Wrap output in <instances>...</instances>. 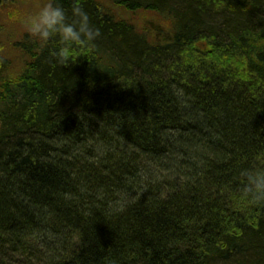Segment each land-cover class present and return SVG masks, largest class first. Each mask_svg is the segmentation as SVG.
<instances>
[{
    "label": "trees",
    "instance_id": "16d2710c",
    "mask_svg": "<svg viewBox=\"0 0 264 264\" xmlns=\"http://www.w3.org/2000/svg\"><path fill=\"white\" fill-rule=\"evenodd\" d=\"M106 1L61 0L101 33L67 60L0 58V264H264V0Z\"/></svg>",
    "mask_w": 264,
    "mask_h": 264
},
{
    "label": "clouds",
    "instance_id": "9594fccd",
    "mask_svg": "<svg viewBox=\"0 0 264 264\" xmlns=\"http://www.w3.org/2000/svg\"><path fill=\"white\" fill-rule=\"evenodd\" d=\"M13 19L20 20L40 44L54 42L55 56L61 61L69 58L75 45L92 46L101 34L83 8H73L70 18L61 0H45L33 13ZM244 175L247 193L264 200V170H246Z\"/></svg>",
    "mask_w": 264,
    "mask_h": 264
},
{
    "label": "rangeland",
    "instance_id": "374dc122",
    "mask_svg": "<svg viewBox=\"0 0 264 264\" xmlns=\"http://www.w3.org/2000/svg\"><path fill=\"white\" fill-rule=\"evenodd\" d=\"M97 1L103 2L106 8L110 9V5L108 7L106 5L108 4L106 0ZM44 2L45 0H13L5 8H0V58L11 61L12 69L9 74L12 77L17 74L21 66L20 58L14 48V44L20 41L24 34H30L20 20L13 19V17L15 15L21 17L27 16L33 13ZM111 9L118 18L130 21L138 29L148 28V30L150 29L152 32L159 29L164 33L170 32L168 23L156 14L147 12L128 13L116 7H111Z\"/></svg>",
    "mask_w": 264,
    "mask_h": 264
}]
</instances>
